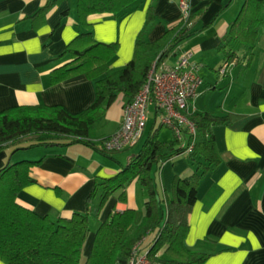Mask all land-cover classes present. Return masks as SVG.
Segmentation results:
<instances>
[{
    "label": "crops",
    "instance_id": "crops-1",
    "mask_svg": "<svg viewBox=\"0 0 264 264\" xmlns=\"http://www.w3.org/2000/svg\"><path fill=\"white\" fill-rule=\"evenodd\" d=\"M46 1L0 0V111L18 105L43 103L80 112L96 99L95 83L84 74L50 83V71L69 60L68 55L61 54L78 35L79 26L77 1L56 0L44 24L34 27L29 17ZM151 1L145 0L125 16L96 14L90 17L95 39L119 42L111 70L122 67L131 59ZM182 1H155L157 22L149 34L150 40L157 39L181 19ZM185 1L191 5V11L198 7L206 9L198 22L201 30L179 45L173 52L177 59L170 65L177 63L183 50H189L192 57L198 59L191 64L198 70L203 67L201 61H210V52L219 51L218 45L228 35L244 0ZM207 77L213 81L212 75ZM216 83L200 86L198 98L208 90L211 95L203 100L202 106L196 104V99L189 111L211 109L218 114L232 113L241 117L229 124L213 126L221 161L204 176L197 189L186 243L191 248L215 251L204 264H264V21L248 65L234 64L225 74L218 76ZM219 86L217 95H212ZM121 102L119 100L106 114L102 137L111 135L121 126ZM153 107L155 116L162 115L156 106ZM156 119L151 127L156 126ZM8 146L10 144L0 150V168L15 161L23 151L36 149L41 154L43 160L35 171L38 182L25 186L17 201L40 215L53 218L85 212L96 179L114 176L121 169L119 163L103 159L97 153L92 157L80 151L76 153L75 146L66 145L67 151L61 152L52 148L55 144L37 145L15 148L10 153ZM194 170L187 152L165 161L157 179L161 194L171 191L175 176H187ZM54 184L59 186L60 192L53 187ZM126 191L125 200H119L118 193L108 198L100 213L102 219L114 206L117 210L134 208L136 214L144 213L146 195L139 181L134 179ZM99 202L97 198L95 205ZM0 264L5 263L0 260Z\"/></svg>",
    "mask_w": 264,
    "mask_h": 264
},
{
    "label": "trees",
    "instance_id": "trees-1",
    "mask_svg": "<svg viewBox=\"0 0 264 264\" xmlns=\"http://www.w3.org/2000/svg\"><path fill=\"white\" fill-rule=\"evenodd\" d=\"M144 1L77 0L78 35L61 54L68 55L69 60L50 71V83L84 74L95 83V101L80 112L43 103L0 111V150L20 138L32 137L34 140L24 147L82 142L114 157L116 151L104 147L106 137L96 139L91 136L95 124L102 121L119 100H122L123 108L134 99L147 82L155 60H165L182 42L201 30L198 22L206 9H190L188 16L181 17L157 39L150 40L149 34L157 22L156 0H152L137 34L131 59L122 67L111 70L119 42L95 39L90 17L96 14L125 16ZM55 3L56 0H47L29 17L34 27L44 24ZM263 21L264 0H244L228 35L218 45L219 51L224 53V63L248 65ZM185 114L195 126L194 134L181 124L180 137L175 134L174 138L162 141L158 138L159 127L152 126L141 150L129 157L127 165H120L116 175L97 178L87 198L86 211L74 212L70 217L40 215L17 201L25 186L38 182L35 171L43 158L10 161L3 165L0 168V260L5 264H129L133 249L138 245L139 253H146L156 264H204L215 251L187 245L189 216L202 179L221 161L213 126L229 124L241 115L218 114L211 109L190 110ZM191 144L193 149L187 152ZM186 152L195 170L187 176H175L171 191L161 194L154 170ZM134 179L139 181L147 196L142 218L134 224L136 209L117 210L115 206L104 219L100 218L108 198L118 193L117 198L125 200L127 187ZM53 187L57 192L61 191L57 184ZM97 198L100 202L95 205ZM93 216L100 220L94 233ZM92 233L91 247L85 256ZM150 234L152 237L146 243ZM206 241L211 242L210 239Z\"/></svg>",
    "mask_w": 264,
    "mask_h": 264
},
{
    "label": "built area",
    "instance_id": "built-area-1",
    "mask_svg": "<svg viewBox=\"0 0 264 264\" xmlns=\"http://www.w3.org/2000/svg\"><path fill=\"white\" fill-rule=\"evenodd\" d=\"M184 17L190 13V4L183 0ZM192 52L183 50L176 64L170 65L165 60H155L149 70L147 82L138 91L134 99L122 108V124L104 140V147L110 151H121L135 145L142 137L148 119V108L154 104L162 113V121L170 126L180 137L179 125L188 127L192 134L195 126L188 119L185 112L189 111L190 104L198 96V88L203 83L197 68L190 65ZM232 63H223L219 69L225 74ZM193 145L187 148L192 151ZM129 264H156L146 253H139L138 245L133 249Z\"/></svg>",
    "mask_w": 264,
    "mask_h": 264
},
{
    "label": "rangeland",
    "instance_id": "rangeland-1",
    "mask_svg": "<svg viewBox=\"0 0 264 264\" xmlns=\"http://www.w3.org/2000/svg\"><path fill=\"white\" fill-rule=\"evenodd\" d=\"M240 7H239V9H240ZM183 16H184V14H183ZM176 59H177V57L173 55V52H171L167 57H165V61L167 60L169 64L174 63L176 61ZM197 60L198 59H196L195 57L191 56L190 57V62H191L190 65L192 63L196 62ZM223 60H224V53L221 52V51L216 50V52H214V51L210 52V61H208V63L201 61V63L203 64V67H199L197 72L202 77V79L204 80V82L201 84L202 87H204L206 83L209 84L210 82L212 83V85H215L216 79L218 78L219 75H221L219 73V69H220L219 67H221L223 65V63H224ZM208 75H212L213 81H210L208 79V77H207ZM226 77H228V75H226ZM226 80H227V78H226ZM220 88H221V86L216 87L215 88L216 92L214 94H212V95H217V93H218ZM222 88L226 90L225 87H222ZM199 89H200V87L198 88V91H199ZM209 95H211L210 90H208V92H206V94L203 93L200 98H198V96H197L196 97L197 101H196V99L193 100L189 106L193 105L195 101H196V104H200V106H202L201 104L203 103V100H205V98L207 96H209ZM214 98L217 99L218 97L215 96ZM215 101H217V100H215ZM218 101H220V99ZM153 106H154V104H150L149 105L150 108H148L149 112L147 113L148 114V119H147L146 127L144 129V133H143L141 139L133 146L126 147V148L122 149L121 151H116V153H114V157L113 158L108 156L107 154H104L102 152L97 151L95 148H93V147H91L89 145H86V144H84L82 142H74V143H70V144H67V145H70V146H73V147L75 146L74 149H75L76 153L80 151L82 154H85L88 157H92V155H96V153H97L103 159L111 160V161L114 160L115 162H117V165H118V163L120 165H122V164L123 165H127L129 157L132 154L138 153L141 150V148H142V146H143V144L145 142L148 130L151 127V124L153 123L155 117L157 118L156 119V127H159L158 138L160 140H162V141H168V140H170V139L175 137L174 130L170 126H168V125L163 123L162 116L159 115V114L155 116V108ZM104 119L102 121L97 122L95 124V128H94V130L91 133L92 137L98 139V138H101L103 136L102 130H104V129L101 130V128L104 127L103 126L104 122L107 123V121L104 120ZM109 136L110 135L106 136V138L109 137ZM33 140L34 139L32 137H27V138H24V139L20 138V139L16 140L15 143L10 144V146L7 147L8 152L10 153V150H13V149H15L17 147L27 146ZM61 140L63 141V139H61ZM103 144H104V142H103ZM52 148H54L57 151H61V152H63V150L67 151L66 145H62V144L59 145L58 143L55 144V146H53ZM93 153H95V154H93ZM40 156H41V154H39V152L36 149H29L27 152L23 151V153H19L15 157V161H19V160H23V159L36 160V159L40 158ZM15 161H13V162H15ZM154 174L157 177V179L159 180V169L158 170L155 169L154 170ZM146 198H147V196H146ZM145 201H146V199H145ZM143 210H144V208H143ZM143 214L142 213H137L136 214V220L134 221V224H136L142 218ZM101 216L102 215H100V218H101ZM92 218L93 219L91 220V226H92V229L95 230L97 228L100 220H98V218L96 219L94 216ZM151 237H152V234H150L146 238V243H147V241H149L151 239ZM90 247H91V240L89 239V241L87 242L86 248H85V253H84L85 256L88 254Z\"/></svg>",
    "mask_w": 264,
    "mask_h": 264
}]
</instances>
